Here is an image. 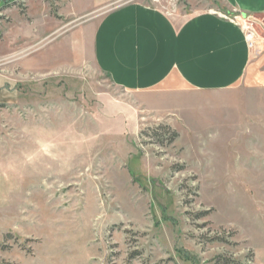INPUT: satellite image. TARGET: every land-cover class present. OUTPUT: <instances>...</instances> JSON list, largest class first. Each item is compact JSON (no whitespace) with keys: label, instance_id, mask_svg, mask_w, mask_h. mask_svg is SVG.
Here are the masks:
<instances>
[{"label":"rangeland","instance_id":"1","mask_svg":"<svg viewBox=\"0 0 264 264\" xmlns=\"http://www.w3.org/2000/svg\"><path fill=\"white\" fill-rule=\"evenodd\" d=\"M29 1L0 11V91L31 97L0 104V264H264V89L132 94L88 57L23 81L37 78L26 64L58 67L66 29L127 4L242 16L220 0H110L74 20L35 0L60 37L23 52ZM245 21L264 38V17Z\"/></svg>","mask_w":264,"mask_h":264},{"label":"crops","instance_id":"2","mask_svg":"<svg viewBox=\"0 0 264 264\" xmlns=\"http://www.w3.org/2000/svg\"><path fill=\"white\" fill-rule=\"evenodd\" d=\"M62 1L60 12L67 19L84 20L110 0H81L78 4L74 0ZM29 2L19 39L23 52L33 46L42 48L60 37L54 35L60 23L51 15V7L35 0ZM220 2L229 13L264 17V0ZM8 5V0H0V11ZM94 21L77 30L64 31V42L53 51L58 67L52 72L44 68L34 71L31 64H26L24 75L37 78L24 79L25 84L33 88L44 77L61 72L63 67H74L77 61L88 57L116 88L132 94H215L239 87L264 89V42L251 51L239 25L215 12H196L173 19L157 8L131 3L103 14L97 23ZM4 83L0 81L1 85ZM30 99L18 91H0V104L23 105Z\"/></svg>","mask_w":264,"mask_h":264},{"label":"built area","instance_id":"3","mask_svg":"<svg viewBox=\"0 0 264 264\" xmlns=\"http://www.w3.org/2000/svg\"><path fill=\"white\" fill-rule=\"evenodd\" d=\"M221 17H223V16H221ZM223 18H225V17H223ZM252 18H255V17H252ZM225 19H228V18H225ZM242 19L244 21H241V22L235 21V23H237L239 25V27L243 30V32L245 34V39H246L247 44H248V47H250L249 49L254 52L258 48L259 43L264 42V40L257 33V31L255 29V24L253 22L245 21V17H242Z\"/></svg>","mask_w":264,"mask_h":264},{"label":"trees","instance_id":"4","mask_svg":"<svg viewBox=\"0 0 264 264\" xmlns=\"http://www.w3.org/2000/svg\"><path fill=\"white\" fill-rule=\"evenodd\" d=\"M23 14H24V11H22ZM163 130H166V131H171L170 128H163ZM179 138V135L177 133H175V131L172 133V136H171V139H170V142H175L176 139Z\"/></svg>","mask_w":264,"mask_h":264}]
</instances>
